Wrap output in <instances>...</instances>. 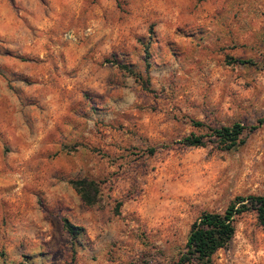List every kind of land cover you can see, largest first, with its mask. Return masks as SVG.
Listing matches in <instances>:
<instances>
[{"label":"rangeland","instance_id":"obj_1","mask_svg":"<svg viewBox=\"0 0 264 264\" xmlns=\"http://www.w3.org/2000/svg\"><path fill=\"white\" fill-rule=\"evenodd\" d=\"M263 51L264 0H0V264H173L201 211L263 193ZM192 121L244 142L185 146ZM212 264H264L254 213Z\"/></svg>","mask_w":264,"mask_h":264},{"label":"trees","instance_id":"obj_2","mask_svg":"<svg viewBox=\"0 0 264 264\" xmlns=\"http://www.w3.org/2000/svg\"><path fill=\"white\" fill-rule=\"evenodd\" d=\"M234 61L241 64H253L250 59H235ZM259 62L264 66V51L261 53ZM261 121V118L257 120L258 123ZM192 125L198 129H205L207 134L190 132L181 138V143L185 146H203L205 144L204 136H207L208 141L214 142L221 150L233 149L244 142L242 135L245 127L239 122H233L230 125L207 126L200 121H192ZM249 128L254 129L255 126ZM68 183L85 205H93L98 201L99 187L96 181L80 178L68 180ZM118 205L119 203L116 204L115 210ZM248 212L254 213L257 222L264 226V192L235 196L221 211H201L190 223L183 249L173 264H212L213 253L226 246L232 239L237 218ZM61 224L71 237H77L82 230L66 218L61 219ZM2 264L33 263L22 260L16 263Z\"/></svg>","mask_w":264,"mask_h":264}]
</instances>
